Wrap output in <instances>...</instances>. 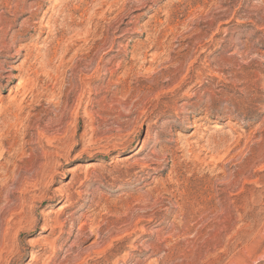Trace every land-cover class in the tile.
<instances>
[{
    "label": "rangeland",
    "instance_id": "1",
    "mask_svg": "<svg viewBox=\"0 0 264 264\" xmlns=\"http://www.w3.org/2000/svg\"><path fill=\"white\" fill-rule=\"evenodd\" d=\"M0 264H264V0H0Z\"/></svg>",
    "mask_w": 264,
    "mask_h": 264
}]
</instances>
